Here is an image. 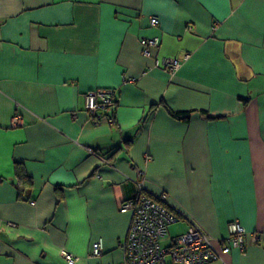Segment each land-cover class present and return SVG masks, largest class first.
Listing matches in <instances>:
<instances>
[{"label": "crops", "instance_id": "0c3cea01", "mask_svg": "<svg viewBox=\"0 0 264 264\" xmlns=\"http://www.w3.org/2000/svg\"><path fill=\"white\" fill-rule=\"evenodd\" d=\"M99 89L115 124L86 109ZM141 171L185 232L264 230V0H0V264H122ZM209 264H264V246Z\"/></svg>", "mask_w": 264, "mask_h": 264}, {"label": "built area", "instance_id": "2783aa9c", "mask_svg": "<svg viewBox=\"0 0 264 264\" xmlns=\"http://www.w3.org/2000/svg\"><path fill=\"white\" fill-rule=\"evenodd\" d=\"M158 19H151L152 26L158 24ZM143 54L153 57L155 49L161 45L159 37H148L141 40ZM186 59L188 56L185 57ZM179 59H155V66L165 68L175 74L181 67ZM134 81V80H132ZM114 90L99 89L90 91L86 95V109L96 123L106 121L115 124V109L117 105ZM109 114V115H108ZM20 115L14 121L19 125ZM136 181L137 189L133 198L127 200L121 207L123 212H131V223L125 255L122 264H209L222 260L233 249L245 251L247 237L252 243L264 246V230L248 232L237 221L228 226L225 238H215L191 222L188 230L180 235L169 248L161 245L166 228L179 221V217L170 209L168 194L160 192L152 194L146 187L145 172L139 173ZM93 255L102 253V245H93ZM68 264H76V257L65 250L62 251Z\"/></svg>", "mask_w": 264, "mask_h": 264}, {"label": "trees", "instance_id": "16d2710c", "mask_svg": "<svg viewBox=\"0 0 264 264\" xmlns=\"http://www.w3.org/2000/svg\"><path fill=\"white\" fill-rule=\"evenodd\" d=\"M116 110H117V105H116V109H115V118H116ZM171 114L173 115V117H175L177 119L188 120L192 113L189 111H187V112L171 111ZM206 116H208V118H210V119H216L217 118V117H213L209 114H206ZM15 172H16V179H17V186H18V190H19V196L22 197V195L24 194V192H26V190H30L33 188L34 181H33V178L27 173L25 165L23 162H20V161L16 162Z\"/></svg>", "mask_w": 264, "mask_h": 264}, {"label": "rangeland", "instance_id": "374dc122", "mask_svg": "<svg viewBox=\"0 0 264 264\" xmlns=\"http://www.w3.org/2000/svg\"><path fill=\"white\" fill-rule=\"evenodd\" d=\"M181 226L182 224L178 222L172 223L167 226L166 233L161 240V245L163 247L169 248L171 242L175 241L180 235H182L185 232L186 229L183 230Z\"/></svg>", "mask_w": 264, "mask_h": 264}]
</instances>
